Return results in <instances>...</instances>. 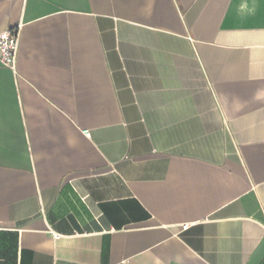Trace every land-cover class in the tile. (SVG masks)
Instances as JSON below:
<instances>
[{
	"label": "crops",
	"instance_id": "obj_1",
	"mask_svg": "<svg viewBox=\"0 0 264 264\" xmlns=\"http://www.w3.org/2000/svg\"><path fill=\"white\" fill-rule=\"evenodd\" d=\"M5 30L0 264H264V0H0Z\"/></svg>",
	"mask_w": 264,
	"mask_h": 264
},
{
	"label": "built area",
	"instance_id": "obj_2",
	"mask_svg": "<svg viewBox=\"0 0 264 264\" xmlns=\"http://www.w3.org/2000/svg\"><path fill=\"white\" fill-rule=\"evenodd\" d=\"M19 43L18 31L5 30L0 32V66L15 69ZM55 236L59 237L58 234Z\"/></svg>",
	"mask_w": 264,
	"mask_h": 264
}]
</instances>
